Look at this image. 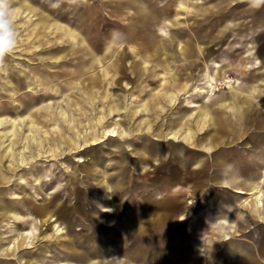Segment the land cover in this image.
Listing matches in <instances>:
<instances>
[{
  "label": "rangeland",
  "instance_id": "rangeland-1",
  "mask_svg": "<svg viewBox=\"0 0 264 264\" xmlns=\"http://www.w3.org/2000/svg\"><path fill=\"white\" fill-rule=\"evenodd\" d=\"M12 7L19 36L0 67V155L10 147L3 132L14 129L16 144L28 130L29 114L38 124L35 138L41 139L43 130L47 136L42 143L45 156L30 161L37 150L30 144L25 166L8 156L0 158V197L19 217L14 220L6 210L0 214V264H116L119 259L120 264H239V256L229 258L241 243L248 250L247 264H264V210L253 201L243 203L246 196L234 191L246 182L236 173L239 167L259 170L253 183L264 169L252 148L255 128L264 125V6L250 8L247 0H12ZM232 29L236 33L222 43L206 44L215 53L214 82L229 81L210 99L213 114L223 124L208 121L191 140L196 148L166 138L156 141L148 128L155 130L164 121L165 133L172 121L192 111L184 107L187 95L178 92L169 95L173 103L157 116L145 111V105L148 111L155 105L154 93L170 92L161 85L159 66H167L165 51H172L174 44L170 37L183 34L181 39L188 41V34L204 30L212 38ZM151 52L155 55L147 58ZM169 59L170 73L194 76L190 88L204 83L201 59L189 69L186 62L176 69L175 59ZM151 65H156L154 70ZM243 95L257 112L246 121L233 114ZM189 99L204 105L195 96ZM62 114L72 115L74 122L67 124ZM108 129L117 136L101 140ZM215 135L222 136L220 142L210 141ZM63 136L75 146H68L72 143L66 144ZM95 137L102 142L87 144ZM234 140L236 145L231 144ZM77 144L83 150L62 151ZM206 144L216 151L239 150L231 152L229 161L235 153L245 154L220 175L232 180L228 175L233 174L231 184L221 187L210 181L216 172L206 164ZM15 147L21 149L19 143ZM182 156L193 163L183 167L170 162ZM208 190L214 192L207 195ZM230 206L239 219L227 213ZM157 217L163 220L157 222ZM217 217L248 225L217 237L219 232L208 228V221ZM54 224L64 233L56 235ZM27 231L33 232L30 248L22 235ZM16 237L14 252L1 254Z\"/></svg>",
  "mask_w": 264,
  "mask_h": 264
},
{
  "label": "bare ground",
  "instance_id": "bare-ground-1",
  "mask_svg": "<svg viewBox=\"0 0 264 264\" xmlns=\"http://www.w3.org/2000/svg\"><path fill=\"white\" fill-rule=\"evenodd\" d=\"M237 4V3H236ZM240 4V3H239ZM218 5V4H217ZM234 6V5H233ZM238 6V5H236ZM235 6V7H236ZM223 7V6H222ZM160 18V17H159ZM230 20V19H229ZM234 21V20H233ZM263 23V22H262ZM176 35V33H175ZM190 36V34H188ZM187 35V36H188ZM203 33H198V36H203ZM179 37V36H178ZM191 37V36H190ZM180 38V37H179ZM148 39V38H146ZM189 39V38H188ZM197 40V38H195ZM173 40L172 38L169 40L171 43ZM113 41V40H112ZM178 44L180 45L179 47H177V49L173 51H171L169 54V56L173 59V58H181L183 56H188V55H193L192 53L196 52L199 57L201 55V52L199 51L197 46H188V45H182L181 44V40H178ZM185 42V41H184ZM170 43V44H171ZM175 43V42H174ZM186 43V42H185ZM192 43V42H191ZM171 47V46H170ZM155 52H151L150 53V57L154 56ZM202 55H204V53H202ZM192 59V58H191ZM197 59V58H196ZM250 59V58H249ZM224 60V59H223ZM234 60V59H233ZM239 62V61H238ZM237 62V63H238ZM204 63L208 64L207 61H204ZM215 63V62H214ZM50 64V63H49ZM225 65V64H224ZM148 66V65H147ZM152 69H154V65H151ZM207 66V65H206ZM188 67V66H187ZM225 70V69H224ZM255 70V69H254ZM217 71V70H216ZM253 71V70H252ZM161 75H169L168 70L165 69L163 70V72H161ZM249 75V74H248ZM181 75H179L178 73H172L171 75H169L168 78L164 77L162 78L163 80V85H165L167 82L170 83V92H159V90L154 93V95H152V99H151V103H155V107L152 106L153 108L150 109V111H148V106L145 105V111L148 112V115H150L151 110L153 111V113L155 114L156 112H158V114L161 113V111L164 109L165 105H171L173 103V99L171 97H169L170 94H176V92L181 93L182 95H187L185 98V104L184 107L185 108H192V111L190 113H188L184 118L182 119H175L174 121H172L171 123V127L169 128L168 131H166L165 133H163V126L165 125L164 121H162L155 130L152 129H147V132L150 131L151 133L153 132L154 135L158 140L156 141H160V139H168V140H172L173 142H176L177 144H182V146H188L190 144H192V148H196L195 143L191 142L192 139H194L195 135H197L198 133H201V131L204 129L206 123L210 120L214 121L216 124H221V122L223 121V119L221 117L215 116L213 114L215 108L212 106H215V103H210V99H211V95L213 94L214 91H218L222 88V86L227 83L229 84V81H225L222 80V82H214L213 76L211 74V71L209 70L208 67H206L203 70L202 76L204 79V83L203 86H200L201 84L195 85L193 88H190L191 84L189 83L191 81V78L189 76H185L184 78L180 77ZM250 78V76H249ZM228 79V78H227ZM229 80V79H228ZM258 80V79H257ZM254 82V81H253ZM220 86V87H219ZM248 86V85H247ZM192 87V86H191ZM225 87V86H224ZM229 88H231V85L228 86ZM188 89H190L188 91ZM177 90V91H176ZM236 90V87H235ZM234 90V91H235ZM238 92V91H237ZM187 93V94H186ZM231 94V93H230ZM195 96L197 98H199L204 105H200L197 106V104L194 103V101L190 100L189 97ZM244 96V95H243ZM258 99V98H257ZM261 102V101H260ZM263 103V102H262ZM164 104V105H163ZM223 104H225L224 102L221 103L220 105L222 106ZM235 112V114L238 116V118H244V119H249L250 115H251V109L249 108L248 104L246 103L245 100H242V102L238 105H236L235 110L233 111ZM111 115V114H109ZM108 115V116H109ZM105 116V115H104ZM107 116V117H108ZM24 116L20 117V119H23ZM26 117V116H25ZM29 125H28V130L21 134L22 137L16 141L15 143H12L13 141V137L15 136V132L14 129H9L5 132H3V135L8 137L10 140V147L7 151V153H3L2 155H0V158H5V157H9L11 160H13L15 162V164H17L18 166H25L28 162V158L25 156V151L28 150L30 144H34L37 147V150H35L33 152V155L31 156V160H36V158L38 157H43L45 156V151L43 150V140H45V137L47 136V131L43 130V135L41 137V139H36L35 138V132L38 129V124L34 123V117L33 115L29 114ZM46 118V117H45ZM62 118L67 122V124L73 123L74 119L72 115H65L62 114ZM95 122L99 123L101 121V118H93ZM128 119V118H127ZM49 120V119H48ZM192 120V121H191ZM23 121V120H22ZM14 122V121H13ZM4 123V119H0V125H2ZM45 123V122H44ZM77 123V122H76ZM15 126V125H14ZM16 127V126H15ZM56 129H58L57 127H55ZM152 130V131H151ZM24 132V131H23ZM206 134V133H205ZM232 137L233 139L235 136V133L232 132ZM80 136V135H79ZM117 134L113 129H108V130H104L102 136H101V140L106 138L108 139V137H116ZM221 135L219 136H213V138H210L211 142H220L221 139ZM80 138V137H78ZM76 138V139H78ZM253 138H255L253 140L254 143V148L255 149H263L264 150V127L258 131V133L256 135H253ZM63 141H65V143H72L69 136H63L62 137ZM203 139V137H202ZM99 140V137H95L92 138L90 140H87V144L92 142H96ZM98 141V142H102V141ZM226 142V141H225ZM17 143H19V145L21 146L20 150H15V146L17 145ZM91 143V144H92ZM176 144V146H178ZM232 145H236L237 144V140L232 141L231 143ZM75 146L74 143L72 144H68V146ZM93 145V144H92ZM174 146V148L176 147ZM237 147V146H235ZM241 147V146H240ZM178 152L180 150L181 147H178ZM131 149V148H130ZM235 149V148H234ZM234 149H230V150H226V149H220L218 152L216 151V149L214 148V145L212 144H206V146L203 147V151L206 154H209V166L214 167V171L216 173H214V175H212L213 179L216 178H220V175H225L226 174V169H229V164L234 161L237 156H235L233 158L232 161H229L228 159V155L230 154L231 151H234ZM5 150V149H4ZM72 150V151H71ZM80 150H83L81 145L77 144V147H73L70 148L68 150L63 149L62 151L64 153H74V152H79ZM236 150V149H235ZM1 151V150H0ZM139 151V150H138ZM168 152V151H167ZM235 152V151H234ZM237 152V151H236ZM181 154V152H179ZM50 154V153H49ZM191 155L193 157H197V154L194 152H191ZM242 156H239V158L243 157V153L241 154ZM139 156V155H137ZM250 156V155H249ZM186 156H182L181 159H177V158H173L172 160H170L171 163H176V164H181L183 162V160H186V158H184ZM162 159V158H161ZM151 160V159H150ZM163 160V159H162ZM82 161V160H79ZM240 161V160H239ZM147 162V161H146ZM156 164V163H155ZM187 164V163H185ZM188 166V165H187ZM158 167V166H157ZM196 167V166H195ZM85 168V167H84ZM88 168V167H87ZM163 168V166H162ZM177 168V167H175ZM91 169V168H90ZM231 169V168H230ZM86 170V169H85ZM251 169H248V167H245L243 169H241V167H239L238 171L236 173H238V177L240 179H246L244 181H246L241 187H236L234 189V191L240 195L246 196L243 200V203H247L250 201H253L255 203V206L258 207L260 210H264V169H262L261 171V175L262 177L259 179L258 183H253V179L258 178V174L257 172L259 170L256 171H250ZM234 171V170H233ZM232 171V172H233ZM84 173V172H83ZM197 173V172H196ZM92 174V173H89ZM183 174V173H182ZM199 175V174H198ZM6 176V175H5ZM72 176V175H71ZM161 176V175H160ZM176 176V174H175ZM182 176V175H181ZM230 179L232 180H227L224 183H229L231 181H233V178L235 177L233 174H229L228 175ZM246 176V177H245ZM223 177V176H222ZM37 180V179H36ZM258 180V179H257ZM221 182V181H220ZM152 183V182H151ZM152 185V184H151ZM229 185V184H228ZM180 186V185H179ZM196 185H194L195 187ZM200 186V185H199ZM169 187V186H168ZM172 187V186H171ZM175 191V190H174ZM193 192V191H192ZM232 194V193H231ZM229 194V195H231ZM165 196V195H164ZM182 196V195H181ZM233 196V195H232ZM236 196V195H235ZM234 196V197H235ZM238 197V196H237ZM236 198V197H235ZM158 199V198H157ZM238 200V199H237ZM7 203H9V201H5L3 199V197H0V214L2 213V211L6 210L8 211V213L10 215H12L13 219L16 220L18 219V214L16 209L10 208L7 206ZM153 205V204H152ZM156 205V204H155ZM110 211V210H107ZM112 211V210H111ZM51 212V211H50ZM69 212V211H68ZM131 212V211H130ZM253 212V211H252ZM48 213V212H47ZM65 214V213H64ZM118 214V213H117ZM152 214V213H151ZM250 214V213H249ZM110 214H106L105 216H109ZM114 215V214H113ZM51 216V215H50ZM250 216V215H249ZM66 217V216H65ZM251 217V216H250ZM8 218V217H5ZM95 218V217H94ZM93 218V220H95ZM117 218V216H116ZM85 220V219H84ZM141 220V219H140ZM5 221V220H4ZM258 221V220H257ZM11 222V221H10ZM30 222V221H29ZM55 222V221H54ZM19 223V220H18ZM22 224V223H21ZM20 224V225H21ZM253 224V223H252ZM248 225V224H246ZM165 226V225H164ZM7 228V227H6ZM52 228L54 229V233L56 235H61V233H64L61 231L60 227L56 224L52 225ZM90 232V230L88 231ZM87 232V233H88ZM23 235V239H24V246H26V248H30L33 247L31 245L30 238L33 237V232L31 231H27L22 233ZM21 236V235H20ZM85 236V235H83ZM100 236V235H99ZM102 237V236H101ZM100 237H98V241H102L99 239ZM80 242V241H79ZM97 242V241H96ZM18 243V239L13 238V240L11 242H9L7 244V246L5 248L1 249V254H8V253H13L15 248V245ZM101 243V242H100ZM19 245V244H18ZM18 247V246H17ZM233 247V246H232ZM246 248V247H245ZM108 252V251H107ZM232 252V251H231ZM103 253V252H102ZM105 254V253H104ZM113 255V254H112ZM85 256H89V255H85ZM126 262V261H125ZM115 264V262H113ZM131 264V263H130ZM231 264V263H230Z\"/></svg>",
  "mask_w": 264,
  "mask_h": 264
},
{
  "label": "crops",
  "instance_id": "crops-1",
  "mask_svg": "<svg viewBox=\"0 0 264 264\" xmlns=\"http://www.w3.org/2000/svg\"><path fill=\"white\" fill-rule=\"evenodd\" d=\"M233 30V31H232ZM231 30V32H230V34H225L224 33V31H219V32H217V34H214V36H212V38L211 37H209V33L207 32V31H204V30H200V31H196V32H194L193 34H191L190 36L191 37H189V39H188V41L187 40H184V39H181V37H183L184 35L183 34H176V36H172V37H170V39L172 38L173 40H171V41H174L175 43L174 44H172V48H174L175 50L177 49V47H179L180 45L178 44V40H181L180 42H181V44L182 45H188V46H197L198 47V49H199V51L201 52V55H200V57H199V55L196 53V52H194V53H192L193 55H188V56H183V57H181V58H173V63H174V66L176 67V69H178V67H179V64H180V62H186L185 63V68L186 69H189V68H191L192 67V65L193 66H196L197 65V63H196V61L197 60H199V59H201V62L203 63V66H202V68H201V72H200V74L199 75H201L202 76V73H203V70L206 68V67H208L209 68V70L211 71V73H212V67H211V65L212 64H214V62H215V60H213V58H214V55H215V53H214V51H213V49L212 50H210L207 46H206V44H209V43H215V44H220V43H222L223 42V40L224 39H226V37H228L229 35H234L236 32H234V29H232ZM204 32V35L203 36H198V33H203ZM177 35L180 37H177ZM209 37V39H207ZM195 38H197V40L195 39ZM206 39H207V41H206ZM217 40L216 42L215 41H213V40ZM186 43H185V42ZM164 42H166V41H164ZM192 42V43H191ZM171 43V42H170ZM203 44H205L204 46H203ZM175 45H176V47H175ZM174 49H172V51L174 50ZM215 50V49H214ZM171 51H165V59H167V61H166V65L167 66H163V65H161V64H159V66H161V69H162V71L163 70H165V69H170V66H169V64H170V62H171V60L169 59V58H171L169 55V53H170ZM202 53H204V55H202ZM150 55V54H149ZM149 55H147V58H149L150 56ZM153 57V56H152ZM192 58V59H191ZM197 58V59H196ZM204 61H207L208 62V64H206V63H204ZM210 61V62H209ZM207 65V66H206ZM154 66H156V65H154ZM188 66V67H187ZM154 69H155V67H154ZM154 69H150V70H154ZM180 69H182V68H180ZM182 70H185V69H182ZM168 73H169V75H171L172 73H170V70H168ZM173 73H178L179 75H181L180 77L181 78H184L185 76H189L192 80L194 79L193 77V75L191 74V73H189V72H183V71H180V73L179 72H173ZM216 73H220L219 72V70H217L216 71ZM223 73H224V71H223V69H222V71H221V75H223ZM169 75H162V78H164V77H166V78H168L169 77ZM161 78V79H162ZM191 80V81H192ZM163 83V80H162V82H161V85L162 86H165V85H167V86H169V88H170V83L169 82H167L165 85H163L162 84ZM168 88V89H169ZM245 98H241V99H239L237 102H238V104H240L241 102H242V100H245L246 101V103L248 104V106H249V108L251 109V115L249 116L250 118L249 119H244V118H238V116L235 114V112H233V114H235V116L237 117V119H239V120H241V121H243V120H250V119H252L254 116H256V114H257V112H255V110L252 108V105H251V103L248 101L249 99H247L246 98V96H244ZM152 99V98H151ZM237 104V105H238ZM154 107H155V105H153ZM213 107V106H212ZM235 107H236V105H235ZM152 109V108H151ZM235 110V109H234ZM233 110V111H234ZM216 112V110H214V113ZM151 113L152 114H154L153 113V111L151 110ZM157 114H158V112H156L154 115L155 116H157ZM218 116V115H217ZM218 117H220V116H218ZM222 118V117H221ZM223 119V118H222ZM224 120V119H223ZM221 124H223V121L221 122ZM264 127V125H257V127L255 128V129H257V131H260L262 128ZM254 129V130H255ZM234 133H236L235 131H233ZM234 138H236L237 139V136H236V134H235V136H234ZM255 138H253L252 140H254ZM255 146H254V143H253V141H252V148L254 149V155H255V160L256 161H264V153L262 154L261 152H259V151H263L264 152V150L263 149H261V148H259V149H255L254 148ZM224 149H226V148H224ZM227 150V149H226ZM234 151H235V149H234ZM234 151H231L232 153L234 152ZM236 151L237 152H239V150H237L236 149ZM235 151V152H236ZM218 152V151H217ZM231 152H230V154H231ZM229 154V155H230ZM236 154V156L238 155L237 153H235ZM229 155H228V159H229ZM243 155H245V154H243ZM192 156V155H191ZM238 157V156H237ZM175 158V157H174ZM184 158H186V157H184ZM192 158H194V157H192ZM189 159V160H188ZM185 163H187V164H185ZM193 163V161H192V159H190V157H187L186 158V160H183V162L180 164L181 166H183V167H187V165H191ZM194 163H196L197 164V162L195 161ZM195 164V165H196ZM206 164L207 165H209V162H206ZM179 165V164H178ZM198 165H203V164H197V166ZM211 167V166H210ZM214 169V168H213ZM227 170V169H226ZM257 179L258 178H255V181L257 182ZM254 180V179H253ZM212 183H214V184H216L217 186H221L220 184H222V186L221 187H225V186H227L228 184H231V182H229V183H224V182H226L227 180L225 179V177H220V178H216V179H211L210 180ZM221 181V182H220ZM254 181V182H255ZM255 182V183H256ZM245 183V182H244ZM224 185V186H223ZM243 185V184H242ZM241 185V186H242ZM241 186H237V187H241ZM212 192H214V190H211V191H206V194L208 195V194H210V193H212ZM216 192V191H215ZM231 204V203H230ZM233 207L232 206H230V207H228L227 209V213L228 212H232L233 214L235 213L234 211H233V209H232ZM231 210V211H230ZM238 214V213H237ZM234 217L236 218V219H239V217L238 216H236L235 214H234ZM218 218V219H217ZM217 218H215L213 221L212 220H210V221H208V228L209 227H212V228H214L215 229V231H216V233H217V231L219 232V233H217L218 234V236L217 237H226V236H228V235H231L234 231L235 232H241V231H243V230H246V224H247V222L246 221H243V223H245V225H243L242 224V226L241 225H239V224H236L233 220H229V219H227V217H217ZM158 220L159 221H162L163 220V217H157V219H156V221L158 222ZM241 220V219H240ZM249 220H250V218H249ZM212 221V222H211ZM220 222H222V223H226L225 225H221L220 227H218V224L220 223ZM214 224H216V225H214ZM214 225V226H213ZM231 243H233V242H231ZM230 243V244H231ZM235 243V242H234ZM236 244V243H235ZM231 245H233V244H231ZM237 246H236V248H232V249H235V250H237L236 252H237V254H233V253H230V260H232V259H234V258H236L237 256H239V264H247L248 263V261H249V259L250 258H248V250H247V248H245L244 246H243V244L241 243V244H236ZM238 247H239V250H238ZM233 256H235V257H233ZM235 262L236 263H238L237 262V260H235ZM250 262V261H249ZM251 263V262H250Z\"/></svg>",
  "mask_w": 264,
  "mask_h": 264
},
{
  "label": "clouds",
  "instance_id": "clouds-1",
  "mask_svg": "<svg viewBox=\"0 0 264 264\" xmlns=\"http://www.w3.org/2000/svg\"><path fill=\"white\" fill-rule=\"evenodd\" d=\"M75 2V0H72ZM250 8L258 9L264 6V0H247ZM54 4L53 7H58ZM14 9L12 0H0V67L4 64V59L17 47L19 33L13 20ZM120 264V259L116 260Z\"/></svg>",
  "mask_w": 264,
  "mask_h": 264
}]
</instances>
